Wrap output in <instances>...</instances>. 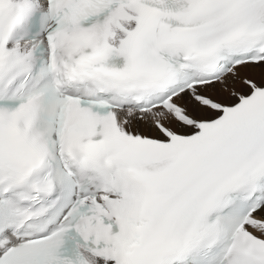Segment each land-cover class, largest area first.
Listing matches in <instances>:
<instances>
[{"label": "snow or ice", "instance_id": "obj_1", "mask_svg": "<svg viewBox=\"0 0 264 264\" xmlns=\"http://www.w3.org/2000/svg\"><path fill=\"white\" fill-rule=\"evenodd\" d=\"M0 264H264V0H0Z\"/></svg>", "mask_w": 264, "mask_h": 264}]
</instances>
